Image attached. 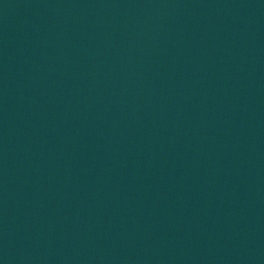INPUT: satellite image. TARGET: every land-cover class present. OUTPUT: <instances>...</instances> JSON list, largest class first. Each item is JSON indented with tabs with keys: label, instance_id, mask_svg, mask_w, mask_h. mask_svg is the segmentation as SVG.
Returning <instances> with one entry per match:
<instances>
[{
	"label": "water",
	"instance_id": "95a60500",
	"mask_svg": "<svg viewBox=\"0 0 264 264\" xmlns=\"http://www.w3.org/2000/svg\"><path fill=\"white\" fill-rule=\"evenodd\" d=\"M0 264H264V0H0Z\"/></svg>",
	"mask_w": 264,
	"mask_h": 264
}]
</instances>
